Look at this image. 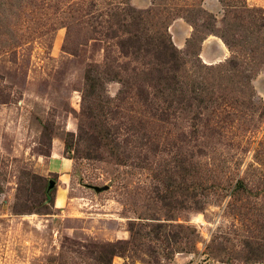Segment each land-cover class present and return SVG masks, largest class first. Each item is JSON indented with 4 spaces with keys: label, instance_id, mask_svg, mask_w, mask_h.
Instances as JSON below:
<instances>
[{
    "label": "rangeland",
    "instance_id": "1",
    "mask_svg": "<svg viewBox=\"0 0 264 264\" xmlns=\"http://www.w3.org/2000/svg\"><path fill=\"white\" fill-rule=\"evenodd\" d=\"M0 264H264V0H0Z\"/></svg>",
    "mask_w": 264,
    "mask_h": 264
},
{
    "label": "trees",
    "instance_id": "2",
    "mask_svg": "<svg viewBox=\"0 0 264 264\" xmlns=\"http://www.w3.org/2000/svg\"><path fill=\"white\" fill-rule=\"evenodd\" d=\"M168 49H170V48L163 42V45L161 46L160 54H162L163 56L165 54L167 55V53H169ZM171 54H173V51L170 53V56H171ZM175 58H176V53H175ZM135 70H132V69L124 70V72L128 78V80L126 79L124 81V83L126 85V86H124V88H126V89L128 88L131 90L134 89L135 91H137L141 95H144V91L146 89H148V86L141 79H144L146 82L151 81V80L153 81L155 79V76L153 74H149L148 72H142V74H139V72L137 71V73H136ZM119 73L120 72H115L117 77L119 76ZM123 75H124V73L121 76H123ZM88 79H89L88 81L90 82V85H91V82H93L94 80L91 76L88 77ZM92 86L93 85H91V87ZM124 92H125V90H124ZM90 95H91V93H88V96H90ZM144 98H145V100L143 101L144 103L146 101L147 102L149 101V97L147 95H145ZM94 117H95V115L92 113L88 116L87 119H91ZM92 123H90V127H89L90 130H87V128L84 125H81L79 127L80 133L85 135L86 137H88L89 140H91L92 142H94V144H96V149L100 150L103 147L104 141L105 140L108 141V139H109L108 135L110 134V127L108 126L107 122H101L100 124H98V123L92 124ZM106 145H108V144L106 143ZM176 171H177L178 178H184L185 179L184 172L187 171V170H185V167H180ZM238 187L242 188L243 184H239ZM164 198H166V196H164ZM165 200L166 199H164V201Z\"/></svg>",
    "mask_w": 264,
    "mask_h": 264
},
{
    "label": "crops",
    "instance_id": "3",
    "mask_svg": "<svg viewBox=\"0 0 264 264\" xmlns=\"http://www.w3.org/2000/svg\"><path fill=\"white\" fill-rule=\"evenodd\" d=\"M57 154V153H56ZM54 160V159H53ZM57 168V170L64 172L66 169H69L71 167V163L70 161H63L62 163H60L59 165L50 164V169L56 171L55 169Z\"/></svg>",
    "mask_w": 264,
    "mask_h": 264
},
{
    "label": "bare ground",
    "instance_id": "4",
    "mask_svg": "<svg viewBox=\"0 0 264 264\" xmlns=\"http://www.w3.org/2000/svg\"><path fill=\"white\" fill-rule=\"evenodd\" d=\"M64 201H65V197H64V194L61 192L56 201L57 205L62 206L64 204Z\"/></svg>",
    "mask_w": 264,
    "mask_h": 264
}]
</instances>
